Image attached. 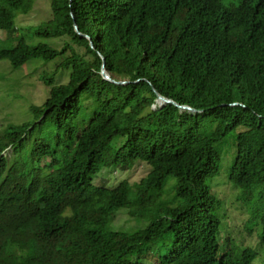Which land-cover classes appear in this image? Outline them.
Instances as JSON below:
<instances>
[{
  "label": "trees",
  "instance_id": "1",
  "mask_svg": "<svg viewBox=\"0 0 264 264\" xmlns=\"http://www.w3.org/2000/svg\"><path fill=\"white\" fill-rule=\"evenodd\" d=\"M34 3L0 0V63L59 59L46 99L0 130V264H264V0H49L25 31ZM156 93L196 112L152 109ZM232 133L244 219L221 240L209 183ZM139 163L138 182L94 183ZM121 210L132 230L113 229Z\"/></svg>",
  "mask_w": 264,
  "mask_h": 264
},
{
  "label": "rangeland",
  "instance_id": "2",
  "mask_svg": "<svg viewBox=\"0 0 264 264\" xmlns=\"http://www.w3.org/2000/svg\"><path fill=\"white\" fill-rule=\"evenodd\" d=\"M49 0H35L32 11L26 15H18L15 23L23 30H30L40 25L49 18ZM34 43H44L54 48H60V43L52 38L36 37ZM59 59L45 63L43 61H32L30 64L37 66L33 69L25 65L20 69L11 70L9 65L4 61L0 63V130L4 129L9 123H22L29 119L27 110L32 104H41L48 96V89L40 82L39 75L51 74ZM57 82L65 83L68 74L56 77ZM127 83V82H126ZM155 107L159 108L158 105ZM235 133L229 134L225 140L218 144L217 149L221 155V169L219 174L210 181L213 194L223 202L219 216L222 222L221 229L225 231L221 235L223 240L228 234L229 227L233 229L241 228L243 216H240L243 207L238 198L235 199V190L228 181V172L231 168L233 151L235 152ZM234 141V145H233ZM9 152V151H8ZM6 155L9 157V153ZM149 168L142 163L137 164L131 170L122 172L119 169L115 171L103 170L94 180L96 185H105L114 187L120 181L127 179L130 183L138 182L144 177ZM238 192V191H237ZM236 200V201H235ZM137 225L135 219L131 218L127 211L121 210L113 222V229L128 231ZM231 235V234H230ZM234 235V234H233ZM257 240L251 237L247 245L254 246ZM142 264H153L151 261L143 260ZM259 264V263H257Z\"/></svg>",
  "mask_w": 264,
  "mask_h": 264
},
{
  "label": "water",
  "instance_id": "3",
  "mask_svg": "<svg viewBox=\"0 0 264 264\" xmlns=\"http://www.w3.org/2000/svg\"><path fill=\"white\" fill-rule=\"evenodd\" d=\"M74 27V30L77 34L81 35V33L79 32L78 28L76 25L73 26ZM84 38H87V36L85 35H82ZM90 46H92V43L90 42ZM103 59V58H102ZM100 74L102 76V78L106 81H109L111 83H115V84H125L126 82H117L115 80H113L110 75L108 74V72L105 70V67H104V64H102V67H101V71H100ZM157 95V100H156V105H158V109L162 108L164 105H167V104H171V105H174L175 107H177L180 111H188V112H196L194 109L188 107V106H182V105H179L177 103H175L174 101L170 100V99H167V98H164L163 96H161L160 94L156 93ZM236 105V104H234ZM152 109H155V105L152 106Z\"/></svg>",
  "mask_w": 264,
  "mask_h": 264
}]
</instances>
